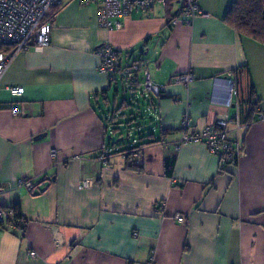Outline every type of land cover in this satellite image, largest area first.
Returning <instances> with one entry per match:
<instances>
[{"label": "crops", "instance_id": "1", "mask_svg": "<svg viewBox=\"0 0 264 264\" xmlns=\"http://www.w3.org/2000/svg\"><path fill=\"white\" fill-rule=\"evenodd\" d=\"M149 1L108 31L96 3L62 0L46 19L50 44L20 51L1 79L0 207L20 206L24 233L0 224V264H264V44L223 22L232 0H196L203 14L195 17ZM105 42L121 65L138 61L165 87L149 96L153 128L137 169L119 152L97 158L110 145L109 111L122 85L118 74L99 72L96 50ZM243 64L259 100L248 124L232 74ZM186 72L195 76L189 85L174 82ZM17 86L25 88L20 96L6 90ZM19 104L25 116L11 114ZM219 114L247 125L229 126L241 148L236 163H222L202 143L176 148L185 115L188 132H200ZM82 178L93 186L79 189Z\"/></svg>", "mask_w": 264, "mask_h": 264}, {"label": "built area", "instance_id": "2", "mask_svg": "<svg viewBox=\"0 0 264 264\" xmlns=\"http://www.w3.org/2000/svg\"><path fill=\"white\" fill-rule=\"evenodd\" d=\"M80 4L87 5L96 3L97 21L101 28L108 31L119 30L122 28V20L130 15L135 7L146 10L150 6L149 0H78ZM163 6L168 0H157ZM173 1L186 15L195 17L202 15L203 12L196 3V0H170ZM62 0H0V81L16 55L27 48L41 51L50 44L49 26L47 16L52 7H60ZM177 18L171 21L175 24ZM101 63L99 72L113 78L118 74L123 85L131 90L137 89V93L153 94L159 96L164 92L165 87L154 84L149 79V72L142 68L139 62H131L123 66L119 65V57L116 50L105 42L96 50ZM139 75L142 80H139ZM195 76L186 72L179 74L174 78V82L184 86L189 85ZM6 90L14 95L20 96L24 93L23 86L8 87ZM230 105V99L226 101ZM10 112L14 116H25L26 109L23 104L12 106ZM264 117V113L260 114ZM230 125L234 126L237 132H240L246 124L239 121V116L229 117L227 114H219L212 125L205 127L200 132H188L190 127L189 117L185 115L181 121L182 135L176 142V148L184 143H202L207 150L218 157L222 163H232L237 160L241 148L238 143H234L230 137ZM110 150L105 149L98 155L102 162L107 161ZM56 152L51 151L54 157ZM139 153L135 151L137 158ZM124 156V155H123ZM18 186H23L31 193L35 192V186L25 179H19ZM93 186L92 178H82L78 184L79 189H88ZM160 210L165 209V202L157 203ZM11 211L0 207V224L8 223L13 229L24 233V224L11 217ZM174 219L183 224L185 217L176 213ZM136 236V233L134 234Z\"/></svg>", "mask_w": 264, "mask_h": 264}, {"label": "trees", "instance_id": "3", "mask_svg": "<svg viewBox=\"0 0 264 264\" xmlns=\"http://www.w3.org/2000/svg\"><path fill=\"white\" fill-rule=\"evenodd\" d=\"M170 2L173 1L168 0L166 5L168 6V3ZM172 20H173L172 18L169 19V23H171ZM223 22L227 24L230 28H232L238 36L250 38L256 42L264 44V0H232V2L230 3V5L228 6L225 12V15L223 17ZM0 51H4V48H0ZM133 62H138V61H133ZM119 65L123 66L120 63ZM232 74L234 76V82H235V94L237 95L239 105H241V108L245 110V115H246L245 122H247L248 124L253 121L259 102V100L256 97L254 85L251 79L248 66L246 64L240 65L232 71ZM119 78L121 80L122 88L124 92H129L131 95L132 94L135 95L137 93L136 92L137 89L131 90L126 88L123 85L120 76ZM147 95L150 96L153 94H147ZM161 95L162 93L156 97H160ZM109 115L111 118L109 122L112 125L115 124L114 120L116 118L113 117L111 114ZM112 131L115 132L117 131V129L114 128L112 129ZM141 146L142 144L140 143L137 146L129 147L119 152L123 154L124 157H126L127 162L129 163L128 167L133 169L138 168L136 165H134V161L136 160L135 151H137L140 155ZM112 148L113 146H111L110 144L108 145V148L105 149H109L110 151H112ZM232 163H236V161ZM173 164H174V160L165 161V174L167 176H171ZM10 211L12 213L13 219L20 221L24 224L23 214L21 213L19 205L15 204Z\"/></svg>", "mask_w": 264, "mask_h": 264}, {"label": "rangeland", "instance_id": "4", "mask_svg": "<svg viewBox=\"0 0 264 264\" xmlns=\"http://www.w3.org/2000/svg\"><path fill=\"white\" fill-rule=\"evenodd\" d=\"M119 97L117 110L109 113L115 117V124L111 125L108 134V143L113 146L112 151L118 153L129 147L137 146L143 139L152 133V120L149 113V100L147 94L136 93L131 95L124 92L122 85L118 84ZM112 92L111 101L115 98ZM122 102L126 103L125 108L120 109ZM115 128L117 131L113 132ZM117 139H120L115 143Z\"/></svg>", "mask_w": 264, "mask_h": 264}, {"label": "water", "instance_id": "5", "mask_svg": "<svg viewBox=\"0 0 264 264\" xmlns=\"http://www.w3.org/2000/svg\"><path fill=\"white\" fill-rule=\"evenodd\" d=\"M234 106V105H233ZM45 136V134H43V135H36L35 137H33V140H39V139H41V138H43ZM120 139H117L115 142H118Z\"/></svg>", "mask_w": 264, "mask_h": 264}]
</instances>
